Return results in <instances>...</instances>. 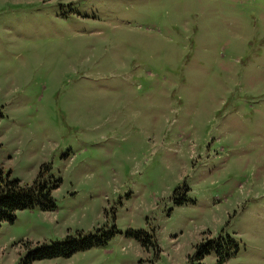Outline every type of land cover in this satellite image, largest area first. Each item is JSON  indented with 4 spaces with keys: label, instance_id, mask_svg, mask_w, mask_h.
<instances>
[{
    "label": "rangeland",
    "instance_id": "374dc122",
    "mask_svg": "<svg viewBox=\"0 0 264 264\" xmlns=\"http://www.w3.org/2000/svg\"><path fill=\"white\" fill-rule=\"evenodd\" d=\"M42 165L0 264H264V0H0V166Z\"/></svg>",
    "mask_w": 264,
    "mask_h": 264
},
{
    "label": "trees",
    "instance_id": "16d2710c",
    "mask_svg": "<svg viewBox=\"0 0 264 264\" xmlns=\"http://www.w3.org/2000/svg\"><path fill=\"white\" fill-rule=\"evenodd\" d=\"M48 167L42 165L39 176L34 182L21 184L17 179H11L12 172H6L0 166V222H11L18 210H27L28 208L39 209L40 211H53L55 200L52 197V190L58 185L51 186L50 182L44 177ZM223 239L207 240L205 244L198 243L195 257H204L216 250L218 258L217 263L223 264L226 257L229 256L227 248L225 251L221 248L220 242ZM102 243L97 237L86 235L84 238L68 237L65 242H57L49 246H43L38 249L29 250L28 255L20 264H30L32 260H43L44 258H57L58 256L71 257L75 252L84 251L86 248L99 246ZM232 253V252H230Z\"/></svg>",
    "mask_w": 264,
    "mask_h": 264
}]
</instances>
